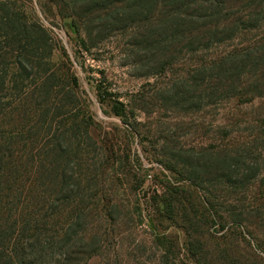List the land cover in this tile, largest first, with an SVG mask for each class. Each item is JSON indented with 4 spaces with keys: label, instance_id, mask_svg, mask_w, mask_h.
Listing matches in <instances>:
<instances>
[{
    "label": "rangeland",
    "instance_id": "1",
    "mask_svg": "<svg viewBox=\"0 0 264 264\" xmlns=\"http://www.w3.org/2000/svg\"><path fill=\"white\" fill-rule=\"evenodd\" d=\"M6 1L46 31L50 67L58 75L75 79L71 85L78 100L74 112L80 115L78 122L88 116L89 138L84 141L73 130L67 140V175L78 173L83 182L77 200L86 213L74 223L72 231L78 236L68 246L80 252L96 242L93 235L101 241L100 252L83 264H264V169L240 196L218 192V216L206 226L194 223L195 234L180 212V187L186 189L185 206L197 203L194 188L188 182L180 184V158L188 159L185 150L235 152L254 144L260 148L255 157L264 167V97L240 96L200 109L180 105V78L188 69L259 42L264 39V26L237 33L207 51L180 55V46L163 50V43L156 45L147 25L117 30L120 24L112 26L107 16L121 14V7L95 10L103 6L101 0ZM4 44L0 39V47ZM13 125L0 116V198L5 199L0 201V264L27 262L18 259V196L7 203L3 182L7 163H16L18 168V126L11 129ZM44 144L36 139L34 154ZM10 155L14 156L9 159ZM32 158L36 172L38 158ZM28 159H23L24 168L30 165ZM17 172L13 173L16 179ZM173 187L176 193L171 195L177 200L172 215L159 214L157 196L163 197ZM187 191L194 195L192 199ZM52 199L38 218L41 240L50 245L44 264L58 263L53 228L61 215L71 218L76 206L62 205L55 220L49 219L56 204ZM89 206L96 213L91 218ZM105 210L115 221H101ZM232 212L240 214L239 219Z\"/></svg>",
    "mask_w": 264,
    "mask_h": 264
},
{
    "label": "trees",
    "instance_id": "2",
    "mask_svg": "<svg viewBox=\"0 0 264 264\" xmlns=\"http://www.w3.org/2000/svg\"><path fill=\"white\" fill-rule=\"evenodd\" d=\"M49 1L63 4L69 0ZM101 3L103 6L95 10H110V5L121 7V14L113 12L107 16V19L111 17L112 26L120 24L117 30L147 25L148 35L155 38L156 45L163 43V50L180 46V55L207 51L233 39L237 33L264 26V0H101ZM0 39L5 42L0 47V116L14 123L11 129L18 126V168L16 163H7L9 170L3 178L6 201L18 196V259L27 260L24 264H44L43 258L48 256L50 245L41 240L38 218L41 211L48 209V199L54 196L52 202L56 204L51 207L49 219L52 216L55 220L56 214L61 213L60 206L76 204L72 217L65 219L61 215L53 228L58 245L54 254L57 264H83L100 252L101 241L93 235L96 242L80 252H73L68 246L72 238L78 236L72 231L74 223L86 215L85 206L77 200L83 192V182L78 173L74 172L72 177L67 175L70 162L67 140L73 136L72 131L75 130V136L79 133L84 141L89 138V124L85 123L88 116L83 115L78 122L80 115L74 112L78 100L71 85L75 79L58 75L50 67L51 49L46 31L37 22L26 20L19 9L6 0H0ZM184 75L180 78V105L189 108L200 109L240 96L246 99L264 97V39L250 47L201 61ZM119 114L116 111V115L121 116ZM36 139L45 142L39 154H34ZM8 144L13 146L12 142ZM259 150L253 144L235 152L184 151L188 159L180 158V184L188 182L197 192L194 196L187 191L189 198L194 196L197 203L192 201L185 206L186 189L180 187V212L184 214L190 233H196L197 223L206 226L218 216V197H215L218 192L240 196L258 179L264 169L255 157ZM32 155L38 158V165H34L36 172L32 168ZM25 156L30 165L24 168ZM16 171L18 179L13 177ZM38 181H41L39 185ZM173 189L176 188H168L169 193L163 197L157 196L155 207L159 214L164 211L172 215L177 200L171 195L176 193ZM2 200L5 199L0 198ZM89 207L87 215L91 218L96 213ZM105 212L101 221H115ZM239 216L232 212V217L239 219ZM43 224L44 230L48 224L46 217Z\"/></svg>",
    "mask_w": 264,
    "mask_h": 264
}]
</instances>
